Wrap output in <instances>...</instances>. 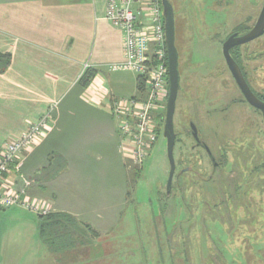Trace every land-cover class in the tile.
Instances as JSON below:
<instances>
[{
    "label": "rangeland",
    "instance_id": "1",
    "mask_svg": "<svg viewBox=\"0 0 264 264\" xmlns=\"http://www.w3.org/2000/svg\"><path fill=\"white\" fill-rule=\"evenodd\" d=\"M170 1L181 85H187L191 67L195 79L189 85L194 89L210 81L212 76H206L219 73V39L242 23L250 4L259 0ZM182 91L174 118L176 172L170 192L165 122L159 121L161 134L150 156L142 166L131 163L132 194L121 222H111L107 233L66 224L67 242L62 244L61 238L58 247L63 249L52 253L40 241L36 215L24 229L12 228L6 235L4 225L11 222L0 219V264H264L263 121L246 108L239 116L215 113L212 96L194 90L186 99ZM189 121L222 163L216 172L208 152L192 150L195 142L185 134ZM253 123L258 124L252 130ZM191 165L194 172L180 173ZM70 242L71 248L63 247Z\"/></svg>",
    "mask_w": 264,
    "mask_h": 264
},
{
    "label": "crops",
    "instance_id": "2",
    "mask_svg": "<svg viewBox=\"0 0 264 264\" xmlns=\"http://www.w3.org/2000/svg\"><path fill=\"white\" fill-rule=\"evenodd\" d=\"M107 1L0 0V150L50 115L21 154V171L12 169L2 183L38 214L5 211L0 219L11 223L4 235L24 229L31 215L39 238L46 214L71 216L98 233L122 220L132 194L134 144L120 135L111 108L143 92L134 72L110 68L124 62V53L121 31L106 20ZM89 70L95 76L85 87Z\"/></svg>",
    "mask_w": 264,
    "mask_h": 264
},
{
    "label": "built area",
    "instance_id": "3",
    "mask_svg": "<svg viewBox=\"0 0 264 264\" xmlns=\"http://www.w3.org/2000/svg\"><path fill=\"white\" fill-rule=\"evenodd\" d=\"M106 20L122 33L124 62L112 70L134 72L144 84L143 94L116 101L111 108L120 135L134 144L130 158L142 166L158 140V122L165 120L169 95V67L162 0H108ZM50 115L29 123L28 130L0 150V210L22 207L38 213V208L2 183L12 169L42 135ZM23 180L28 184L30 180ZM42 213V212H41Z\"/></svg>",
    "mask_w": 264,
    "mask_h": 264
},
{
    "label": "flooded vegetation",
    "instance_id": "4",
    "mask_svg": "<svg viewBox=\"0 0 264 264\" xmlns=\"http://www.w3.org/2000/svg\"><path fill=\"white\" fill-rule=\"evenodd\" d=\"M263 10L264 0H259L258 3H255L253 5L250 4L249 9H247V13L249 12L247 18H245L242 23L235 25L228 33V35H226V37L219 39L218 44L220 45L223 66L217 69L219 71L217 75L214 74L206 76L207 78H209V76H212L211 78H209L210 81H207L206 83L200 82L196 88L191 89L189 84H191L195 79L193 77L195 73L192 71L191 67H188L186 79L187 85L185 87H182L181 85V90H183V93L184 91L186 92V99L189 96H192L194 90L196 93L203 90V93H207V97L212 96L215 107L214 112L221 115L232 114L239 116L243 114L245 108L248 109L252 115H255L257 117L259 116L262 119L264 132V110L263 107L260 106H264V33L258 37L250 39L244 44L233 45L229 50L231 58L242 73L246 85V91L253 101L247 97L244 91L245 89L243 90V87L237 81L233 71L227 63L224 51L225 43L229 38L233 36V42H236L240 38L248 36L254 31V28L257 25ZM200 80H202V78ZM201 83L203 84L200 85ZM191 123L192 122H190L189 125H191ZM257 124L258 123H253V125H251L252 130L253 127ZM185 134L191 136L194 140L189 129ZM202 142L205 143L203 140ZM249 142H251V140H249ZM197 149H203L207 152L206 148H204L203 145L198 147L195 142L192 150ZM208 155L211 159L213 171L215 170L216 172V170L222 166V163H219L215 160L213 153L212 155L208 153ZM193 168L194 166L192 167V165L189 168L185 167L181 169L180 173L187 174L186 172L188 171L194 172L195 170Z\"/></svg>",
    "mask_w": 264,
    "mask_h": 264
},
{
    "label": "water",
    "instance_id": "5",
    "mask_svg": "<svg viewBox=\"0 0 264 264\" xmlns=\"http://www.w3.org/2000/svg\"><path fill=\"white\" fill-rule=\"evenodd\" d=\"M163 5V15L165 19V33H166V43H167V54H168V67H169V95L166 108L165 116V126H164V137L167 140V155L170 162V174L168 179V191L170 192L173 185V178L176 172V163L174 158V151L177 142V133L175 131L174 118L177 108L178 95L181 90V73H180V57L179 51L176 45V18H175V9L170 0H162ZM264 33V10L260 15L257 25L254 28V31L248 36L242 37L236 42H233V36L227 40L224 46L225 57L227 63L231 70L233 71L237 81L243 87L247 97L252 100L246 91V85L242 76L241 71L239 70L236 63L233 61L229 54V50L233 45L244 44L250 39L260 36ZM253 101V100H252ZM255 104V102H254ZM263 107L264 106L260 105ZM189 131L192 133V136L196 142V145L204 146L207 152L212 155L210 148L202 142L199 130L194 123H191Z\"/></svg>",
    "mask_w": 264,
    "mask_h": 264
},
{
    "label": "trees",
    "instance_id": "6",
    "mask_svg": "<svg viewBox=\"0 0 264 264\" xmlns=\"http://www.w3.org/2000/svg\"><path fill=\"white\" fill-rule=\"evenodd\" d=\"M94 76L95 73L93 71L91 70L87 71L81 79L82 85L85 87L88 86L91 80L94 78ZM139 90H141L142 92L144 90V84L141 81H139ZM163 122H165V120ZM159 133L161 134V131ZM61 220L62 221L64 220L66 222H61ZM66 224L72 226L79 225L85 227V229H88L91 232H95V230L91 226L83 225L79 223L75 218L65 214L51 213L48 214L47 216L44 215L40 216V224H39L40 238L43 241V243L47 245L53 253H58L59 252L58 250L63 249L61 247H58L61 238L65 239V241L62 242V244H65L67 242L66 236H64L67 234L65 233L67 228L64 227ZM73 244H74L73 242H70L66 245H63V247L69 249L73 246Z\"/></svg>",
    "mask_w": 264,
    "mask_h": 264
}]
</instances>
